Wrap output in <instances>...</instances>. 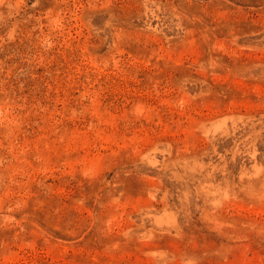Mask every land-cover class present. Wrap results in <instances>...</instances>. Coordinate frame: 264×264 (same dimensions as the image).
I'll return each mask as SVG.
<instances>
[{
  "label": "rangeland",
  "instance_id": "obj_1",
  "mask_svg": "<svg viewBox=\"0 0 264 264\" xmlns=\"http://www.w3.org/2000/svg\"><path fill=\"white\" fill-rule=\"evenodd\" d=\"M0 264H264V0H0Z\"/></svg>",
  "mask_w": 264,
  "mask_h": 264
}]
</instances>
